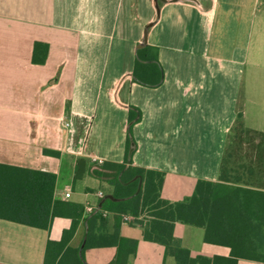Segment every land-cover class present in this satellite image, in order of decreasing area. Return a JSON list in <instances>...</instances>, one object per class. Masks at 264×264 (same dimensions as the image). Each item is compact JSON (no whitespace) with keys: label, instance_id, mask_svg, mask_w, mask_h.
Masks as SVG:
<instances>
[{"label":"crops","instance_id":"0c3cea01","mask_svg":"<svg viewBox=\"0 0 264 264\" xmlns=\"http://www.w3.org/2000/svg\"><path fill=\"white\" fill-rule=\"evenodd\" d=\"M147 26L146 44L163 69L156 88L132 81ZM247 65L264 68V0H0V164L52 173L56 200L95 208L97 194L111 188L87 174L74 180L76 161L122 163L134 107L141 117L132 127V166L164 172L161 197L182 200L198 179L218 180L238 113L243 122H264L246 97ZM105 218L102 233L110 235L113 217ZM70 225L55 217L46 231L0 219V264H44L47 242L60 241ZM85 232L82 219L61 264H74ZM120 233L138 240L130 264H174L138 226L122 223ZM203 233L174 226L191 253L228 256ZM114 255L93 249L85 260L111 264Z\"/></svg>","mask_w":264,"mask_h":264},{"label":"trees","instance_id":"16d2710c","mask_svg":"<svg viewBox=\"0 0 264 264\" xmlns=\"http://www.w3.org/2000/svg\"><path fill=\"white\" fill-rule=\"evenodd\" d=\"M132 81L151 88L162 83L156 48L148 44L137 48ZM140 117V111L131 107L122 163L77 159L74 180L87 174L111 188L91 213L84 215L82 205L54 198V174L0 164V219L46 231L55 217L71 220L60 241L47 242L44 264H61L72 251L67 243L82 219L86 232L82 248L73 251L74 264H87V251L108 247L115 251L111 264H130L138 240L121 235L122 223L138 226L142 240L163 246L174 264H238L240 260L264 264V132L244 127L238 113L226 138L218 180L198 179L190 195L169 201L161 197L165 173L132 166L135 148L128 158L130 142L134 144L132 127ZM104 213L113 217L110 235L102 233ZM124 216L131 219L124 222ZM176 223L202 229L203 242L227 247L228 256L191 253L174 236Z\"/></svg>","mask_w":264,"mask_h":264},{"label":"rangeland","instance_id":"374dc122","mask_svg":"<svg viewBox=\"0 0 264 264\" xmlns=\"http://www.w3.org/2000/svg\"><path fill=\"white\" fill-rule=\"evenodd\" d=\"M244 87L246 90V97H252L259 104V108H261L262 113H264V68L256 69L250 65L245 66L244 70ZM250 89V91H249ZM244 127H256L264 128V122H253L251 120L245 121ZM251 129V128H250ZM109 139H104V147H107ZM173 182V180H168ZM108 187H104L106 189ZM195 231H200L195 229ZM185 241V240H184ZM186 243V242H185Z\"/></svg>","mask_w":264,"mask_h":264},{"label":"built area","instance_id":"2783aa9c","mask_svg":"<svg viewBox=\"0 0 264 264\" xmlns=\"http://www.w3.org/2000/svg\"><path fill=\"white\" fill-rule=\"evenodd\" d=\"M90 161H92V162H94V163H97V164H101V163L103 162V160H101V159H99V158H97V157H95V156H91V157H90ZM97 195H98L99 198H102V197H103V195H102L101 192H99ZM69 197H70V194H69V193H66V194H65V198H69ZM93 210H94V208H92V207L89 206V205H86L85 208H84V214H89V213H91ZM106 215H107V213H104V214H103L104 217H105ZM130 219H131V218H130V217H127V216H124V217H123V221H124V222H127V221H129Z\"/></svg>","mask_w":264,"mask_h":264},{"label":"water","instance_id":"95a60500","mask_svg":"<svg viewBox=\"0 0 264 264\" xmlns=\"http://www.w3.org/2000/svg\"><path fill=\"white\" fill-rule=\"evenodd\" d=\"M161 1L164 2L165 0H161ZM176 1H178V0H176ZM147 29H148V26L144 29V36H143L142 44L138 45L137 48L141 47L143 44H146ZM133 148H134V144L132 142H130V148H129V151H128V158H130V156L132 154V151H133Z\"/></svg>","mask_w":264,"mask_h":264}]
</instances>
